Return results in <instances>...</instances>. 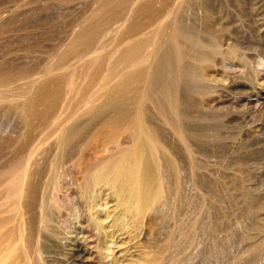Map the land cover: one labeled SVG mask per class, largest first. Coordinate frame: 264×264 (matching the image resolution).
I'll list each match as a JSON object with an SVG mask.
<instances>
[{"label": "rangeland", "instance_id": "1", "mask_svg": "<svg viewBox=\"0 0 264 264\" xmlns=\"http://www.w3.org/2000/svg\"><path fill=\"white\" fill-rule=\"evenodd\" d=\"M143 2L0 0V172L26 165V153L20 150L22 147H26L25 150L37 147L35 143L26 142L27 132L20 116L15 111L8 114V107L24 103L33 96L36 86L43 81L54 80L64 72H75L76 83L80 87L85 82L87 69H97L101 63H104L103 69H113L115 65L114 69H122L119 62H113L122 47L120 37L126 29L119 34L111 33L98 53H94L93 48L88 51L83 47L73 49V43L76 37L85 35L90 29L131 16V10ZM150 5L159 13L157 22L164 21L165 0H154ZM111 15L117 18L112 19ZM182 17L194 39L202 44L210 47L216 28L217 34L230 43V50L237 51L230 56L236 70L224 68L222 55L214 58V63H219L218 67L208 69V72L220 81L228 80V85L212 91L204 89L203 109L198 111L191 105L193 98H199L195 92L190 96L180 92L176 121L182 123L180 125L187 135L186 143L181 142L179 135L166 125L164 115L161 116L160 111L144 99L149 105L146 115L151 114V122L163 132L165 147L182 176L185 196L181 186L175 185L173 199L168 206H161L157 212L149 211L139 227L129 221L128 225L132 226L117 234L109 226L120 211L115 209L119 213H113V206H116L113 202L116 201L107 198L102 209L112 215L103 223L114 238L107 242H102L104 234H97V229L90 223V216L80 217L79 212L76 216L66 212L58 216L54 222L58 229L51 233L38 229L33 233L24 230L27 241L24 240V244L15 236V248L12 249L7 236L14 225H1L0 236L5 240L0 238V261L1 257L4 260L0 264L16 261L21 264L26 256L22 264H264V68L258 69L263 72V75H258L253 66L256 60H264V0H187ZM136 20L147 26L140 34H147L151 26L149 17L140 16ZM209 25L214 31H210ZM100 37L99 32L95 46ZM157 40L165 42L163 32ZM227 48L225 45L223 49ZM230 57H225L229 63ZM243 58L249 61L245 62ZM187 61L198 67L191 59ZM192 82L197 87L195 89L202 90L199 78ZM62 89L63 96L68 95L66 85L63 84ZM150 92L155 101L157 92ZM74 100L76 103L81 101L78 94H74L71 103ZM68 103L69 99L62 102L58 110L60 114L67 117L73 109L71 113L82 112V107L76 103H73L76 107L72 104L71 110L67 111ZM214 126H218L219 131ZM36 136L35 133L34 138ZM8 139L12 140L11 144L7 143ZM56 139L54 136L41 148L49 147ZM118 139L110 132H99L92 136L89 147L117 150L114 141ZM223 140L233 146H216ZM10 177H0V222L18 213L14 206L23 201L17 198L7 202L9 189H14L13 185L9 186ZM60 182L65 183L64 176L60 177ZM124 218L129 219L128 216ZM36 237L38 240L42 238L39 241L43 245L38 244ZM103 243L109 245L101 250ZM78 247L83 250V257L73 261L74 250Z\"/></svg>", "mask_w": 264, "mask_h": 264}, {"label": "bare ground", "instance_id": "2", "mask_svg": "<svg viewBox=\"0 0 264 264\" xmlns=\"http://www.w3.org/2000/svg\"><path fill=\"white\" fill-rule=\"evenodd\" d=\"M152 1L154 0H144L131 10V16L115 20L112 24L104 23V27L90 29L85 35H79L74 40L73 49L83 47L88 51L93 48L94 53H98L106 45L105 41L111 33L119 34L126 29L120 37L122 47L116 53L117 62H113H119L122 69L121 67L114 69L117 65L113 69H103L104 63H101L97 69H85V82L80 87L77 86L75 72L73 74L64 72L63 75L53 78L54 80L43 81L36 86L34 93L32 92L33 96L24 103L8 107V114L10 111H15L20 116L21 124L27 132L26 142L35 143L37 146L27 150L26 147H22L20 150L21 153H26L24 155L26 165L17 170L10 168L0 172V177L11 175L9 186H14V189H9L7 202L17 198L23 200L14 206L18 213L0 222V226L14 225L7 236L11 249L15 248L13 240L15 236L21 242L27 241L24 230L29 233H33L36 229L40 232H54L58 229L54 222L65 212L70 216H76L78 212L80 217L89 215L90 223L97 229V234H104L102 237L105 240L101 238L102 242H107L109 238L114 239L113 234L104 227V220L112 215L102 209L107 198H114L112 200L116 201L113 203H116L117 208L113 206L114 210L110 211L113 213L120 211L119 216L116 217L114 214L116 218H112L109 226L117 234V232H125L130 225H128L129 221L139 227L149 211L157 212L161 206H168L173 199L175 185L181 186L185 196L182 176L165 147L163 132L153 125L150 120L151 114L146 115L149 111V102L160 111L161 116L164 115L166 125L172 128L170 130L179 135L181 142L186 143L187 135L185 136V130L181 127L182 123L180 121V125L176 121L179 116L180 92L184 91L189 96L195 92L199 98H193L191 105L198 111L203 109L202 98L206 95L204 89L212 91L228 85V80L220 81L208 72V69L218 67L219 63L215 64L214 58L222 55L224 68L235 69L236 65L231 63L230 56L237 51L230 50V43L223 39L224 37H220L217 34L219 31H216V28L214 31L211 25L209 29L214 31L215 35L209 45L211 48L194 39L182 17L187 0H165L166 14L163 16L166 19L160 23L157 22L159 13L151 8ZM140 16L149 17L151 26L147 34L144 32L140 34L147 27L136 20ZM111 17L117 18L115 15ZM99 32L101 37L95 46ZM160 32L166 36L164 43L157 40ZM225 45H228V48L224 50ZM223 50L226 53H223ZM225 57H230V63ZM187 59L196 62L198 67L191 66ZM243 61L249 60L243 58ZM253 66L258 75H263V72L258 70L264 68L263 59L256 60ZM196 78H199L203 84L201 91L192 85V81ZM220 82L224 83L223 86ZM63 84L68 88L66 96H63ZM150 91L153 94L154 91L157 92L155 101ZM74 94H78L81 99L79 104L82 112L79 113L78 108L77 112L71 113L73 107L71 115L67 112L69 116L65 117L58 112L59 107L63 101L69 99L67 111H70V106L76 103L75 100L71 103ZM144 99L149 103L148 106ZM78 102L76 106H79ZM217 127L214 126L215 129ZM106 131L119 137L114 141L117 150L89 147L93 135ZM35 133L36 138H34ZM54 136H57L54 144L41 148L42 144ZM7 143L11 144L12 140L8 139ZM125 143H128V146H124ZM216 146L224 148L233 145L226 144L223 140ZM61 176L65 178L63 184L60 182ZM155 205L159 207L155 208ZM18 209H21V212ZM127 216L128 221L124 218ZM41 239L40 237L39 240ZM98 239L100 240L99 237ZM1 240L4 241L5 238ZM38 244L43 245L40 241ZM106 245L103 243L101 250L106 249ZM82 251L80 247L74 250L73 261L82 259ZM20 257L19 254L18 258ZM2 258L1 263H3ZM23 258L22 262H25L27 256Z\"/></svg>", "mask_w": 264, "mask_h": 264}]
</instances>
